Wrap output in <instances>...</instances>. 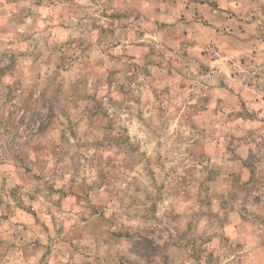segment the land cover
<instances>
[{"label":"clouds","instance_id":"1","mask_svg":"<svg viewBox=\"0 0 264 264\" xmlns=\"http://www.w3.org/2000/svg\"><path fill=\"white\" fill-rule=\"evenodd\" d=\"M0 264H264V0H0Z\"/></svg>","mask_w":264,"mask_h":264}]
</instances>
